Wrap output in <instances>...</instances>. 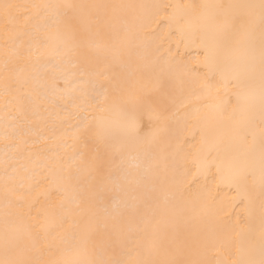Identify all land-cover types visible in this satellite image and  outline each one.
<instances>
[{"label":"bare ground","instance_id":"obj_1","mask_svg":"<svg viewBox=\"0 0 264 264\" xmlns=\"http://www.w3.org/2000/svg\"><path fill=\"white\" fill-rule=\"evenodd\" d=\"M0 264H264V0H0Z\"/></svg>","mask_w":264,"mask_h":264},{"label":"rangeland","instance_id":"obj_2","mask_svg":"<svg viewBox=\"0 0 264 264\" xmlns=\"http://www.w3.org/2000/svg\"><path fill=\"white\" fill-rule=\"evenodd\" d=\"M118 117L120 118L121 121L125 120V116L124 115H118ZM121 136V133L116 131V130H111L108 133V137L113 140L116 141L119 137Z\"/></svg>","mask_w":264,"mask_h":264}]
</instances>
